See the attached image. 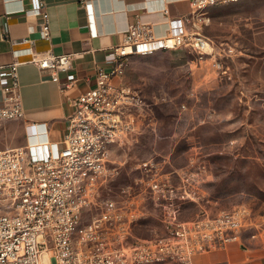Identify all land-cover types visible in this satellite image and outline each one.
Returning a JSON list of instances; mask_svg holds the SVG:
<instances>
[{"label": "built area", "instance_id": "built-area-1", "mask_svg": "<svg viewBox=\"0 0 264 264\" xmlns=\"http://www.w3.org/2000/svg\"><path fill=\"white\" fill-rule=\"evenodd\" d=\"M30 1V12L40 18L39 36L49 41L44 3ZM242 1L189 0L190 11L181 18H168L163 8L167 31L162 35L140 20L130 24L121 44L109 51L111 68L99 69L95 86L71 102L61 148L37 143L0 150V264H192L199 254L240 244L248 227L257 232L250 238L264 237V224L248 223L243 210L180 220V203L195 200L193 176L181 173L176 185L177 172L162 173L152 160L138 164L139 177L121 186L119 197H101L100 191L119 174L112 147L129 142L147 108L140 92L122 82L128 60L178 49L200 59L219 56L202 33L211 21L209 11ZM27 52L52 79L66 74L65 89L74 83L71 54ZM18 65L0 66V82L5 81L0 122L23 117ZM146 193L155 204L164 202L163 233L132 239L133 226L146 217Z\"/></svg>", "mask_w": 264, "mask_h": 264}, {"label": "rangeland", "instance_id": "rangeland-1", "mask_svg": "<svg viewBox=\"0 0 264 264\" xmlns=\"http://www.w3.org/2000/svg\"><path fill=\"white\" fill-rule=\"evenodd\" d=\"M209 15L202 33L219 56L200 59L178 49L130 60L123 84L138 90L147 108L137 132L114 153L119 174L101 197H119L120 187L139 177L138 164L152 160L162 173L177 172L176 185L181 173L193 176L195 200L180 203V220L243 210L248 223L263 226L264 0L220 5ZM144 196L146 217L135 235L151 238L163 231L164 202ZM254 233L248 227L244 235Z\"/></svg>", "mask_w": 264, "mask_h": 264}, {"label": "crops", "instance_id": "crops-1", "mask_svg": "<svg viewBox=\"0 0 264 264\" xmlns=\"http://www.w3.org/2000/svg\"><path fill=\"white\" fill-rule=\"evenodd\" d=\"M42 1L48 14L49 41L39 36L40 18L30 12V0H0V66L19 63L23 110L21 119L0 122V150L37 143L61 148L71 102L95 86L99 69L111 68L109 51L121 44L128 26L140 20L149 24L155 34L162 35L167 31L163 8L168 18H181L190 11L189 0ZM25 39L31 43H23ZM28 48L33 53L71 54L74 83L65 89L66 74L58 73L54 80L51 71L38 69L30 62ZM131 59L122 82L127 81ZM4 84L5 81L0 82V100ZM123 146L112 147V162L115 163L114 153ZM140 224L133 226L132 239L141 238L135 235ZM244 234L240 244L199 254L192 264H264V244Z\"/></svg>", "mask_w": 264, "mask_h": 264}]
</instances>
